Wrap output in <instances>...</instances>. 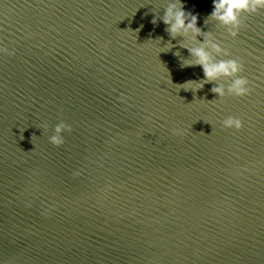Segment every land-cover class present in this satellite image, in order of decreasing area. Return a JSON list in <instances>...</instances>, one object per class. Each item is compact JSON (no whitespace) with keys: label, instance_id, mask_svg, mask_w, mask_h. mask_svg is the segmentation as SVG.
Here are the masks:
<instances>
[{"label":"water","instance_id":"95a60500","mask_svg":"<svg viewBox=\"0 0 264 264\" xmlns=\"http://www.w3.org/2000/svg\"><path fill=\"white\" fill-rule=\"evenodd\" d=\"M172 2L0 0V264H264V11L232 39L181 0L251 82L221 99Z\"/></svg>","mask_w":264,"mask_h":264},{"label":"clouds","instance_id":"9594fccd","mask_svg":"<svg viewBox=\"0 0 264 264\" xmlns=\"http://www.w3.org/2000/svg\"><path fill=\"white\" fill-rule=\"evenodd\" d=\"M212 7L213 10L206 20L211 19L217 22L226 30L229 37L236 39L240 34V29L245 26L243 23L245 14L252 15L264 11V0H213ZM160 20L163 21L172 39L178 36L185 39L190 38L191 43L197 41L198 37H203V42H200L199 46L188 47L182 44L183 47H188L191 57L185 60L182 67L200 66L203 71V79L188 81L183 85L194 84L196 85L195 90L198 91L206 83H213L211 91L221 99L225 97L243 98L251 94V82L241 75L244 71L243 63L239 58H224L231 57V52L222 46V42L216 41L213 32H205L198 27V14L193 15L192 12L185 11L181 0L169 3L164 15L160 18L155 16L151 22L156 25ZM0 52L10 56L15 54L6 47H0ZM178 54V52L175 53L176 56ZM184 89L192 90L191 88ZM220 124L224 129H234L237 132L244 128V121L232 115L224 118ZM47 127L44 125L45 129ZM71 131V125L61 121L54 127V134L48 138L49 143L57 147L63 146L65 143L63 133ZM185 131L182 128L172 129L174 135L181 137L185 135Z\"/></svg>","mask_w":264,"mask_h":264}]
</instances>
